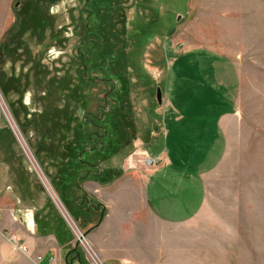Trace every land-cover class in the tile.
Here are the masks:
<instances>
[{
  "label": "rangeland",
  "instance_id": "rangeland-1",
  "mask_svg": "<svg viewBox=\"0 0 264 264\" xmlns=\"http://www.w3.org/2000/svg\"><path fill=\"white\" fill-rule=\"evenodd\" d=\"M15 8L0 97L46 179L0 105V207L32 204L40 223L49 212L75 254L96 264L86 229L101 215L88 211L98 203L85 181L99 168L105 182L142 174L162 150L182 152L206 203L175 245L197 249L199 264H264V0H16ZM91 246L99 264H119Z\"/></svg>",
  "mask_w": 264,
  "mask_h": 264
},
{
  "label": "crops",
  "instance_id": "crops-1",
  "mask_svg": "<svg viewBox=\"0 0 264 264\" xmlns=\"http://www.w3.org/2000/svg\"><path fill=\"white\" fill-rule=\"evenodd\" d=\"M15 3L0 0V51L8 44V32L17 29ZM198 124L204 125L195 123L192 133L197 134ZM170 154L162 150L155 155L160 163L142 174L123 171L106 182V171L97 166L100 174L85 181L87 198L98 203L88 211L101 215L94 217L99 221L95 228L86 229L87 243L98 259L91 245L103 259L119 264H199L198 257H192L197 249L175 245L174 238L178 229L197 221L206 203L205 186L197 170L182 160L187 154L178 152L179 159ZM31 207L22 202L0 207V264H84L70 256L75 244L55 229L49 212L40 223L39 213ZM13 236L27 246V252L14 245Z\"/></svg>",
  "mask_w": 264,
  "mask_h": 264
},
{
  "label": "water",
  "instance_id": "water-1",
  "mask_svg": "<svg viewBox=\"0 0 264 264\" xmlns=\"http://www.w3.org/2000/svg\"><path fill=\"white\" fill-rule=\"evenodd\" d=\"M157 97H158V101L160 102V101H161V91H160V89H158ZM4 114L6 115L5 112H4ZM6 117H7V119H8V122H9V124H10L12 130L14 131V133H15V135H16V137H17V139H18V141H19V143H20V145H21V147H22V149H23V151L25 152V154H26V156L28 157V159H29V161H30L32 167L34 168V170H35L36 173H37L36 166H35V164H34L32 158H31V156L28 154V151L26 150L24 144L21 142V140H20V138H19V136H18L17 131L15 130V128H14L13 125H12V122L10 121V119L8 118L7 115H6ZM32 156H33V155H32ZM44 187L46 188L48 194L51 196V198L53 199V201H54V202L56 203V205L59 207L58 203H59V202L61 203V201H60V199L58 198V196L56 195V193L54 192V190H53V188L51 187V185L49 184V187H48L47 185H44ZM50 189H51V190H50ZM51 191H53V194H52ZM61 204H62V203H61ZM60 210H61V208H60ZM61 212H62V214L65 216V218H66V220L68 221V223L71 225V223L69 222V220H68V218L66 217V215L64 214V212H63L62 210H61ZM74 232L76 233L77 236H79L78 233H77L75 230H74ZM79 233H81V232H79Z\"/></svg>",
  "mask_w": 264,
  "mask_h": 264
},
{
  "label": "built area",
  "instance_id": "built-area-1",
  "mask_svg": "<svg viewBox=\"0 0 264 264\" xmlns=\"http://www.w3.org/2000/svg\"><path fill=\"white\" fill-rule=\"evenodd\" d=\"M1 105V104H0ZM3 109V108H2ZM160 161V159H158V158H156V159H151V158H149L148 160H147V162H148V165L149 166H152V165H154V164H156V163H158ZM0 215H1V213H0ZM12 240H13V243H14V245L20 250V251H22V252H27V246L26 245H24V244H21V243H19V240H18V238H16V237H12L11 238ZM78 239H79V241L80 242H86V238H85V236L82 234V233H79V236H78ZM91 249V248H90ZM88 251V250H87ZM89 252V251H88ZM93 252V251H92ZM94 253V252H93ZM95 255V254H94ZM96 256V255H95ZM97 258V257H96ZM39 259H40V257H39ZM97 260H99L98 258H97ZM100 261V260H99ZM96 263V262H95ZM102 263V262H101ZM97 264V263H96ZM103 264V263H102Z\"/></svg>",
  "mask_w": 264,
  "mask_h": 264
},
{
  "label": "bare ground",
  "instance_id": "bare-ground-1",
  "mask_svg": "<svg viewBox=\"0 0 264 264\" xmlns=\"http://www.w3.org/2000/svg\"><path fill=\"white\" fill-rule=\"evenodd\" d=\"M2 100V101H1ZM0 104H1V106H2V108H3V110H4V112L6 113V115L8 116V118L10 119V117L11 116H9L10 114H9V111L7 110V107L5 106V103H4V101H3V99H1V97H0ZM10 121H11V119H10ZM12 125H13V127L15 128V126H14V124H13V122H12ZM17 131V130H16ZM18 136H19V134H18ZM21 136V135H20ZM19 136V138H21ZM21 140V139H20ZM28 154H29V152H28ZM30 155V154H29ZM31 156V155H30ZM31 158H32V160H33V162H34V164H35V166H36V170H37V173H38V175L39 176H42V177H44L45 178V176L44 175H42V173H41V170L39 169V166L37 165V163L35 162V160H34V158L31 156ZM40 173V174H39ZM43 178V179H44ZM46 179V178H45ZM44 179V181L46 182V180ZM41 181L43 182V184L44 185H46V183L42 180V178H41ZM59 209H60V206H59ZM62 210V209H61ZM63 211V210H62ZM65 211V210H64ZM63 211V212H64ZM65 214V213H64ZM71 219V218H70ZM70 221V220H69ZM74 228V227H73ZM78 229V228H77ZM88 247H89V245H88ZM91 250V249H90ZM89 253H90V256L92 257V259L97 263V264H99V260H97L96 259V256L95 255H93L94 253L93 252H90L89 251Z\"/></svg>",
  "mask_w": 264,
  "mask_h": 264
},
{
  "label": "trees",
  "instance_id": "trees-1",
  "mask_svg": "<svg viewBox=\"0 0 264 264\" xmlns=\"http://www.w3.org/2000/svg\"><path fill=\"white\" fill-rule=\"evenodd\" d=\"M75 253H77V250H76V249H73V250L71 251V253H70V256H71V257H76L77 259H79L80 262H82V263L85 264V262L81 259V257H80L78 254H75Z\"/></svg>",
  "mask_w": 264,
  "mask_h": 264
}]
</instances>
